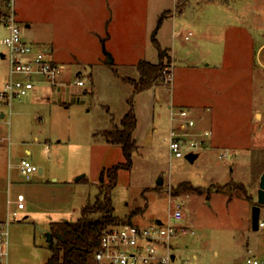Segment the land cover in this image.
I'll return each instance as SVG.
<instances>
[{"label": "rangeland", "instance_id": "rangeland-1", "mask_svg": "<svg viewBox=\"0 0 264 264\" xmlns=\"http://www.w3.org/2000/svg\"><path fill=\"white\" fill-rule=\"evenodd\" d=\"M170 1L165 0L166 8L172 10ZM131 3L142 5L141 0ZM124 4L126 0L118 6ZM189 4L199 6L193 18L177 16L172 21L165 16L157 30L161 45H176L174 58L168 53L163 61L164 72L172 70V83L165 74V82L156 84L155 92L133 97L140 123L138 150L132 155L131 168L118 171L111 189L113 215L148 226L170 221L171 211L179 205L182 218L171 223L187 234L178 231L172 240L177 259L191 264H244L250 257L264 260V228L251 226L264 171V66L260 65L264 50L254 55L264 44V0H190ZM47 6V0L12 3L16 20L23 28L26 21L32 24L40 45L49 41ZM8 12L0 1V39L7 34L1 24ZM159 17L150 29V41ZM112 31L111 43L116 45L89 37L90 42L82 44L79 35L66 42L55 35L53 45H93L98 53L78 47L85 53L80 61L66 57L55 62L45 50L49 59L63 66L60 88L64 92L43 85L9 107L0 106L4 113L0 118V220L6 217L7 200L22 198L25 205L8 228L7 264H46L50 251L45 234L50 224L78 220L81 209L94 204L99 188L108 184L106 174L99 182L101 172L124 162L121 148L107 145L102 133L119 126L128 110L133 87L122 77L136 80L138 60L155 63L156 55L149 59L146 48L156 50L143 45L148 35L143 28L132 30L136 40L122 39L128 31ZM111 32L104 29V34ZM210 45H254L251 69L256 77L252 80L249 68L232 55L223 68L207 74L184 66L190 61L205 64L204 53ZM0 52L6 49L1 47ZM8 70L5 56L0 59V81L8 79ZM77 80L84 86H75ZM171 96L183 102L175 110L189 111L194 130L211 132L192 161L169 153L166 101ZM222 149L232 155L220 159ZM23 159L35 165L37 172L22 175ZM10 208L14 210L15 204ZM259 208V221L264 223V202Z\"/></svg>", "mask_w": 264, "mask_h": 264}, {"label": "built area", "instance_id": "built-area-1", "mask_svg": "<svg viewBox=\"0 0 264 264\" xmlns=\"http://www.w3.org/2000/svg\"><path fill=\"white\" fill-rule=\"evenodd\" d=\"M179 6H188L190 0H173ZM9 9L4 17L7 34L0 39V52L9 61L8 79L0 89V106L9 107L13 100H21L34 89L36 83L42 81L53 89L63 83L60 76L63 66L54 63L45 51L27 43L22 34V28L17 23L12 7L13 0H6ZM191 33L185 35L188 40ZM171 76L167 78L170 82ZM83 87L81 80L74 83ZM0 115L4 113L0 111ZM170 131L168 148L170 156L176 159L193 155L200 150L211 136L210 131L194 132L195 123L186 109H170ZM232 153L227 149L220 150L219 158L227 159ZM19 169L22 175L29 176L37 172V167L27 160H21ZM15 204V209L10 206ZM8 211L6 217L0 220V264H7L8 228L10 223L18 217L19 211L24 209L22 198L17 201L7 200ZM182 211L176 205L171 211L167 222H157L148 226L132 223L118 224L105 229L100 237L99 246L93 255L95 264H191L188 260L177 259L172 247L178 231L187 234L186 229H179L171 221H179ZM259 228L264 223L259 221ZM244 264H264V260L254 257L247 258Z\"/></svg>", "mask_w": 264, "mask_h": 264}, {"label": "crops", "instance_id": "crops-1", "mask_svg": "<svg viewBox=\"0 0 264 264\" xmlns=\"http://www.w3.org/2000/svg\"><path fill=\"white\" fill-rule=\"evenodd\" d=\"M123 1L125 0H47L48 3L47 8H49L50 32H49V41L47 43L45 42V44L43 45H40V41L38 40V38L34 36L32 24L30 22L27 21L24 22L23 23L24 28H23L22 24L19 21L17 20L16 21L23 28L22 31L24 34V40L27 43L32 44L37 49H40L42 51L47 50L46 52L50 54L51 59L53 61L58 62L59 59L66 57L70 59L75 58L76 60L78 59L80 61L82 59L83 54L85 53L82 52L83 50H79L78 47L79 48L83 47L85 50H88L91 53H93V55L98 53L96 51V47L94 48L93 45H53L54 42L53 40L55 38V35L59 34L62 37V39L65 40L66 42L70 41L72 37H76V35H79L80 37L79 42H81L82 44L83 42H85V44L90 42V40L88 39L89 37V38H94L95 40H99L100 42L105 40L104 43L108 41L106 44L110 43V45H116V43H111L113 40V31H112L113 28L123 30L124 32L128 31V33H126L124 37L122 35V39L136 40L137 36L135 34H132V30L134 29L135 26H138L139 28L145 29L146 33L148 34L147 41L145 40L144 41L145 44L143 45H152L149 37V32L150 29L153 27L152 24L153 22H155L154 19L157 16H160L164 12H169L167 14V17L173 21L175 18H177V16H185L186 9L189 6L194 5V4H188V6H186L183 9V11L179 13L178 12L179 5L175 3L173 0L170 1L173 6L172 10L166 8L165 0H141L142 1L141 7L131 5L133 4L131 3L132 0H126V4H124V7H119L118 5L120 4V2ZM198 8L199 6L197 7V9ZM166 9L168 10L165 11ZM193 17H194V12L192 11L191 18ZM1 25L3 26L4 31L7 32V29L4 26V22H2ZM104 29H108L110 32L111 31L112 32L108 34L106 33L104 34ZM130 30L131 33H129ZM85 37L87 38V40H84ZM159 44L161 45L160 42ZM192 46L194 48L197 45H192ZM161 47L167 49L172 59L174 58V55L176 53L175 52L176 45H171V47L161 45ZM148 48L149 47H147L146 50H148L147 52H149L148 54L150 57L149 59H152L156 55V62H157V52L153 53V51ZM253 49H254V45H210L204 53L206 59H208L207 62H205V64H202L200 62L198 63V62L190 61V62H186L184 66H186L187 68H191L193 70H197L199 72H203L204 74H207L208 71L212 72V70L215 69L220 70L221 68H223L227 63L228 58H230L232 55V57L238 59L241 64L245 65L247 67L246 68L247 70L249 68L250 76H252L251 78L253 80V78L256 77L255 76L256 70L251 69L252 67L251 65L253 64L252 63ZM260 50H264V44L259 46V48L254 54L255 57L258 55V52ZM231 51H234V53L231 54ZM133 53L135 55H138L137 51H133ZM260 65L261 67H263L264 62H260ZM87 73H90V69L87 70ZM170 76H171V80L169 83L171 84L172 70L170 72ZM123 78H128V77H122V80ZM4 82H5L4 80L0 81V87L4 84ZM43 85H46L48 90L49 88L53 89L52 87L48 86L46 83L39 81L38 83H36L32 92L36 91V89L38 90L39 88H42ZM60 87L54 90L57 91L59 90L60 92L63 91L61 89L62 87L61 88ZM155 91L156 88L155 86H153L148 90H145L137 94L136 97L138 99L143 94L150 92L152 93ZM60 92H58L59 93L58 96L59 97L62 96L61 98H63L64 94L63 93L61 94ZM166 102H167L166 108L168 109L169 112L171 108L175 109L176 105L183 103L177 101L172 96L169 97ZM253 108L248 116L249 121L252 120L251 114L254 113ZM139 124H140L139 116L138 113L136 112V127L133 132V140L135 142H136V131L138 129ZM202 131L205 130H201L197 128L194 130V132L197 133ZM93 136H95V133L93 134ZM212 141L214 142L213 145L215 146L218 145L216 143L217 140H212ZM212 141L210 140L208 143H212ZM41 172L42 170L39 169V173ZM24 209H25V205H24Z\"/></svg>", "mask_w": 264, "mask_h": 264}, {"label": "trees", "instance_id": "trees-1", "mask_svg": "<svg viewBox=\"0 0 264 264\" xmlns=\"http://www.w3.org/2000/svg\"><path fill=\"white\" fill-rule=\"evenodd\" d=\"M0 1L7 5L6 0ZM183 9L184 6H179L178 12L181 13ZM168 13L164 12L160 15L156 28L151 34V43L157 52V62L150 63L146 60H140L136 65L138 78L136 80L123 78L124 82L133 87V93L128 100V110L120 120L119 126H113L111 130H105L102 133V137L107 144L117 145L121 148L124 162L101 172L99 182L102 183L103 175L106 174L108 184L105 188H99L94 204H87L81 209V216L78 220L50 224L49 233L56 243L50 242L47 244L50 257L46 264H95L93 255L98 249L102 232L118 224L130 223L128 219L123 221L113 215L110 192L116 185L118 171L131 168L132 155L138 150L133 140V132L136 127L133 97L156 84L164 83L165 74H170L169 71L164 72L163 65L164 59L169 58L168 51L162 48L156 39L157 30ZM216 193L222 192L216 190Z\"/></svg>", "mask_w": 264, "mask_h": 264}, {"label": "water", "instance_id": "water-1", "mask_svg": "<svg viewBox=\"0 0 264 264\" xmlns=\"http://www.w3.org/2000/svg\"><path fill=\"white\" fill-rule=\"evenodd\" d=\"M198 6L191 5L186 9L185 12V17L190 20L191 19V12L194 9H197ZM4 58V56L1 54L0 59ZM3 115H0V118H2ZM194 155V154H193ZM193 155L187 156L188 161H192ZM264 202V171L260 176L259 179V185H258V190H257V203L252 207L251 210V226L253 230H257L259 228V211L260 208L259 206L263 204ZM46 237V242L50 243L53 242L54 244L56 241L52 239L51 234L48 232L45 234Z\"/></svg>", "mask_w": 264, "mask_h": 264}]
</instances>
